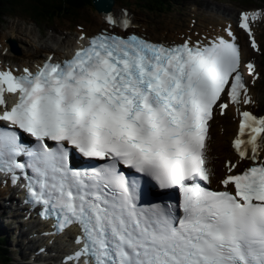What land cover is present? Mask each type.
Here are the masks:
<instances>
[{
    "label": "snow or ice",
    "instance_id": "6c2138e0",
    "mask_svg": "<svg viewBox=\"0 0 264 264\" xmlns=\"http://www.w3.org/2000/svg\"><path fill=\"white\" fill-rule=\"evenodd\" d=\"M258 15L241 12L238 20L253 49L249 18ZM105 20L123 29L130 23L126 14ZM225 31L230 39L169 46L101 33L62 62L0 70V170L30 168L28 191L55 227L79 226L82 246L68 264H264V116L238 110L231 146L250 164L225 161L221 190L210 187L213 109L223 114L224 97L249 103L240 47ZM245 67L254 72L251 62ZM6 93L16 97L10 107ZM17 130L35 145L21 144ZM69 149L106 163L69 168ZM121 166L138 176L129 179ZM139 178L178 189V205H140Z\"/></svg>",
    "mask_w": 264,
    "mask_h": 264
},
{
    "label": "bare ground",
    "instance_id": "6f19581e",
    "mask_svg": "<svg viewBox=\"0 0 264 264\" xmlns=\"http://www.w3.org/2000/svg\"><path fill=\"white\" fill-rule=\"evenodd\" d=\"M116 7H118V5H114V6H112V8H115L116 9ZM29 20H31L32 19V17L28 14V17H27ZM96 18L98 19V21L100 22V24H104L103 23V21H102V17H101V19H100V16H98L97 14H96ZM23 19V18H22ZM21 19V20H22ZM104 27H105V24H104ZM116 29V28H115ZM99 29L97 28V27H94L92 30L91 29H87V28H84L82 31H84V32H86V33H90L91 34V32H92V34L94 33V32H96V31H98ZM30 32V31H29ZM78 33H80L79 31H78ZM172 34H170L171 35V38H173V39H176V40H179V38L177 37V34H179V32H171ZM9 34V33H8ZM56 36H55V34H51V35H49V39L48 40H55L56 41V39L57 38H55ZM50 47V45H49V43H45L44 44V48H42V50L44 51V50H46V48H49ZM47 51H52V49L51 48H49ZM40 54V49L39 48H35V49H33V50H25V49H23L22 50V57H21V59L23 60V62L25 63L26 62V60H28L32 55H35V56H38ZM9 55L10 56H13V57H16V56H14V55H12L11 53H9ZM56 56H59V52H57V54H56ZM225 137H226V134L224 133V132H222V131H220L219 132V134L218 135H215L214 137H212L213 138V140H212V144H213V146L215 147V149H213V151H212V153H215V154H218L219 155V153H221V154H225V153H231V149L229 148V146L226 144V140H225ZM219 151V153H218V151ZM75 160H76V163H80L79 162V158L78 157H75ZM74 164H75V162H74ZM82 167H85V168H87L88 169V167L89 168H91V169H93V168H97V167H93V166H88V165H84V166H82ZM122 171V170H121ZM126 173V172H125ZM128 176V175H127ZM129 177V179L131 178V176H128ZM133 178V177H132ZM145 181V179L144 178H139V184L141 185V187H142V191L145 193V194H147V190H148V188H146V186L142 183V182H144ZM147 189V190H146ZM8 187H6V186H4V185H2V186H0V195H5V194H8ZM176 196L178 197V194H176ZM138 198H142L141 196H139ZM20 200V199H19ZM21 201V200H20ZM0 202H2V201H0ZM22 202V201H21ZM3 203V202H2ZM41 225H42V227H44V228H47L46 227V222L45 221H38ZM17 223H20V222H17ZM17 223H15L16 225H11L10 226V228H9V231H14V232H18V234L19 233H25V235H23V238H21V242L22 243H24V244H28V243H30L32 240H33V237H32V234L30 233V228L32 227V225H34V222H33V220H26V221H24V224H22V225H18ZM54 228H56V227H54ZM65 230H68V232H73V233H79V229L77 228V227H75V226H73V225H69V226H66L65 228H64ZM38 236H39V238H40V241H44L45 239H46V236L44 235V234H42V231L38 234ZM2 240V239H1ZM58 249V248H57ZM56 249V250H57ZM58 257H57V255H55V256H53L52 258H51V260H53V261H55V262H57L58 261ZM31 263V262H30ZM74 263V262H73ZM32 264V263H31ZM44 264H52L50 261H47L46 263H44ZM62 264H68V261L67 262H63Z\"/></svg>",
    "mask_w": 264,
    "mask_h": 264
},
{
    "label": "rangeland",
    "instance_id": "374dc122",
    "mask_svg": "<svg viewBox=\"0 0 264 264\" xmlns=\"http://www.w3.org/2000/svg\"><path fill=\"white\" fill-rule=\"evenodd\" d=\"M71 1H73V0H71ZM198 1L203 2L204 0H198ZM129 2H130L129 8H131L137 14H141L143 19L145 18L146 21L148 22L149 30H154L157 25L156 24L153 25L152 23L154 21L157 22L159 20V17L157 16V18L155 20H152V19L148 20V18L152 17L153 15H146V14L138 11L139 9L138 10L135 9L133 6V0H118V3L121 5H124L125 3L129 4ZM27 12H29V9H27ZM94 13L97 14L98 12L92 6L85 7L79 12L78 20H76V18H75L74 22H72V23H74V25H76V24H89L90 26L95 25L97 23V20H95L93 17ZM95 18H96V15H95ZM9 20H10L11 24L13 23V26H15V29L13 27V29L15 30V34L16 33L18 34V32H21L22 30L25 32H29V31L33 32L32 35H30V37H32L33 39L31 38L27 43H26V41L19 40L20 44H24V45H26V47L32 46V42L33 43L34 42L39 43L40 38H42V41H44V40L46 41L48 35L51 33H55L57 38H59L61 33L66 32V30L69 31L68 27L70 26V24L67 23V21L64 19H61L60 21L56 20V21H54V28L57 30H50V31H48V34H47V27L46 26L43 29L42 28L41 29L35 28L31 21L30 22L26 21L28 19L25 20V18H23L22 20H20V18H13V19H9ZM49 24H52V23L49 22ZM7 28H9V25L7 26ZM5 33L8 34L9 31H6ZM47 42L50 44H53L56 41L47 40ZM0 44L1 45L5 44L4 38H0ZM10 58L17 60V58H19V56H16V58H14V57H10ZM260 95H263V94H260ZM262 104H264V102H262Z\"/></svg>",
    "mask_w": 264,
    "mask_h": 264
},
{
    "label": "trees",
    "instance_id": "16d2710c",
    "mask_svg": "<svg viewBox=\"0 0 264 264\" xmlns=\"http://www.w3.org/2000/svg\"><path fill=\"white\" fill-rule=\"evenodd\" d=\"M35 2H37L38 4H41L43 6H49V5H56L58 3H66L68 0H33ZM75 1V0H74ZM78 1V0H76ZM11 4L12 3V0H0V15L3 14L5 11H4V8L6 6H8V4ZM75 3V2H73ZM42 8V6H39L38 7V10H40ZM29 15L32 17L31 15V12L29 13Z\"/></svg>",
    "mask_w": 264,
    "mask_h": 264
},
{
    "label": "water",
    "instance_id": "95a60500",
    "mask_svg": "<svg viewBox=\"0 0 264 264\" xmlns=\"http://www.w3.org/2000/svg\"><path fill=\"white\" fill-rule=\"evenodd\" d=\"M104 3V2H103Z\"/></svg>",
    "mask_w": 264,
    "mask_h": 264
}]
</instances>
